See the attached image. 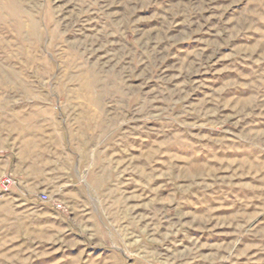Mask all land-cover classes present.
Here are the masks:
<instances>
[{
  "label": "rangeland",
  "instance_id": "obj_1",
  "mask_svg": "<svg viewBox=\"0 0 264 264\" xmlns=\"http://www.w3.org/2000/svg\"><path fill=\"white\" fill-rule=\"evenodd\" d=\"M45 138L125 177L0 190V264H264V0H0V181Z\"/></svg>",
  "mask_w": 264,
  "mask_h": 264
},
{
  "label": "crops",
  "instance_id": "obj_2",
  "mask_svg": "<svg viewBox=\"0 0 264 264\" xmlns=\"http://www.w3.org/2000/svg\"><path fill=\"white\" fill-rule=\"evenodd\" d=\"M34 141L36 142L35 145L45 147L41 151L45 152L46 156L43 159H12V161L8 162L7 176L19 179L18 186L13 187V189L23 190L24 192L31 194H54L55 197L49 203V205L53 206L49 208L45 207L44 210L54 211L55 214H58V212L54 210V205H56L59 201L58 195L64 200L68 190L79 197L77 190V179L79 175L86 178V182L90 187H92V180H94V187H96L95 180L101 176H108V178L115 177L114 179L118 177L119 179L122 172L123 177H125V170L121 171L120 158L116 160V157H114L113 160L118 161V165L113 166L112 168H110L109 165L108 169L105 170L107 162L109 164V161H104V159L101 160V157L104 158L105 156H98L96 160L95 154H88V152L76 150L75 147H73V149L69 146L65 147L62 138H45L36 139ZM73 151L80 152V155L75 154ZM74 154L75 157L73 160L72 155ZM123 184H125V181ZM111 188V194L114 195L112 199L115 198L114 201L117 202V205H123L126 199L124 196L123 198H120V180L118 181V189H116V185L114 183H111ZM26 204L41 205L35 202H28ZM70 205L93 204L89 201L83 202L79 200L77 202H71ZM53 222L58 225V218L53 219L51 223L46 221V217H43L42 221H40L39 227H42V230H51L50 228L53 227ZM57 225L54 227L55 232L58 231Z\"/></svg>",
  "mask_w": 264,
  "mask_h": 264
},
{
  "label": "built area",
  "instance_id": "obj_3",
  "mask_svg": "<svg viewBox=\"0 0 264 264\" xmlns=\"http://www.w3.org/2000/svg\"><path fill=\"white\" fill-rule=\"evenodd\" d=\"M17 186H18V181L15 180L14 178H12L11 176H5L0 181V190H2V191H8L9 189H12L13 187H17ZM41 200L43 202H48L49 201V199H48L46 194H43L41 196ZM55 207L57 209H61L62 205L60 203H57L55 205Z\"/></svg>",
  "mask_w": 264,
  "mask_h": 264
}]
</instances>
